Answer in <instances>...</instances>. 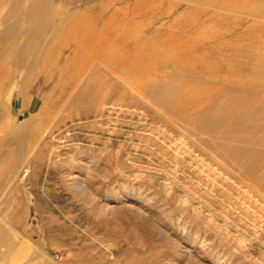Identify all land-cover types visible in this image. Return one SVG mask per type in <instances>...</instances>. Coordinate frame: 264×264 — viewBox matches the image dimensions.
<instances>
[{
	"label": "rangeland",
	"instance_id": "obj_1",
	"mask_svg": "<svg viewBox=\"0 0 264 264\" xmlns=\"http://www.w3.org/2000/svg\"><path fill=\"white\" fill-rule=\"evenodd\" d=\"M14 1L8 15L0 0V32L19 31L0 41V262L264 264V7L48 0L30 20ZM50 13L69 21L42 27ZM36 28L29 72L14 56Z\"/></svg>",
	"mask_w": 264,
	"mask_h": 264
},
{
	"label": "bare ground",
	"instance_id": "obj_2",
	"mask_svg": "<svg viewBox=\"0 0 264 264\" xmlns=\"http://www.w3.org/2000/svg\"><path fill=\"white\" fill-rule=\"evenodd\" d=\"M3 1H5V2H8L7 3V5H8V15H10V14H13L15 11H16V9L18 8V6H19V3L17 2V1H14V2H10V0H3ZM20 1H22V0H20ZM201 2V1H200ZM251 2H252V4H251V6L249 7V9L250 10H252V11H259V10H261L263 7H264V0H251ZM22 3V2H21ZM208 3V2H207ZM250 3V2H249ZM25 4L27 5L26 7H27V18L28 19H30V20H33V19H35V18H37V17H40L41 16V14H43V12L42 11H44V10H46V9H48V0H32L31 2H29V0H25ZM195 4V3H194ZM4 6H6V4L4 5ZM198 6V5H197ZM210 6V5H209ZM213 5H211V7H212ZM24 7V6H23ZM26 7H24V8H26ZM216 8L217 7H219V6H215ZM49 9H51V8H49ZM115 9V8H114ZM206 9V8H205ZM228 9V8H227ZM209 10V9H208ZM226 10V9H225ZM204 11V10H203ZM42 12V13H41ZM52 12V11H51ZM48 13V12H47ZM53 13V12H52ZM52 13H50V16L49 15H46V16H42L41 17V19H42V22H41V26L42 27H46V26H49V25H52L54 28H57V29H60V27L62 26V25H64V23H66L67 21H69L68 20V17H70L68 14H66V16L64 17V18H62V19H59L57 22H55L54 21V23H53V20H52V17H51V15H52ZM208 13V12H207ZM213 13H215L214 15H216V12H213ZM49 14V13H48ZM7 15V16H8ZM213 15V14H212ZM248 15V14H247ZM252 15V14H251ZM250 15V16H251ZM64 16V15H63ZM10 17V16H9ZM56 18V17H55ZM54 18V19H55ZM10 19V18H9ZM78 19V18H77ZM247 19V18H246ZM88 20V19H87ZM96 21V20H95ZM9 22V21H8ZM195 22V21H194ZM13 23V22H12ZM252 23V22H251ZM2 24V23H1ZM23 24V23H22ZM71 24V23H70ZM20 25V24H19ZM87 25V24H86ZM17 25H12V26H9V27H6V28H4L1 32H0V41H2V40H7V48H9V49H12V47H11V45L13 44V42L14 41H16L17 39H18V37L16 36V33H18L19 31H17ZM62 27H64V26H62ZM66 27V26H65ZM75 28V27H74ZM80 28V27H79ZM88 28V27H87ZM26 29V28H25ZM63 29V28H62ZM98 29V28H97ZM19 30V29H18ZM24 30V29H23ZM40 28H36V29H33L32 31H31V33H30V36H29V38L24 42V44L17 50V53H16V55L14 56V61H15V63L17 64V66H19L20 68H23V67H25L26 66V63H25V59L28 57V54H29V52H30V50H31V48H32V44H33V41H34V37H37L38 36V34H39V32H40ZM54 33H56V31L54 32ZM60 33H61V31H60ZM86 34V33H85ZM95 34V33H94ZM73 35V34H72ZM91 35V34H90ZM96 35V34H95ZM136 35V34H135ZM25 36V35H24ZM89 37V36H88ZM100 37V36H99ZM244 37V36H243ZM94 38V37H93ZM245 38H246V35H245ZM254 38V42L255 41H263V43H264V37L263 36H258V35H256V37H252L251 39H253ZM100 39V38H99ZM136 39V38H135ZM247 39V38H246ZM246 39H245V41H246ZM251 39H250V41H251ZM95 40V39H94ZM88 41V40H87ZM92 41V40H91ZM100 42V41H99ZM244 42V41H243ZM90 43V42H89ZM105 43V42H104ZM249 43V42H248ZM252 43V42H251ZM106 44V43H105ZM19 45V44H18ZM259 48V47H258ZM257 48V49H258ZM93 49V48H92ZM252 49H253V47H252ZM251 49V47H250V50H252ZM256 49V48H255ZM254 49V50H255ZM260 49H264V45H263V47H261ZM99 51V50H98ZM104 51V50H103ZM257 52H259V53H256V55L260 58V61H261V63L262 64H264V52L263 51H257ZM95 53H97V52H95ZM100 53H101V51H100ZM251 53V52H250ZM66 55V54H65ZM101 55H102V53H101ZM106 55V54H105ZM108 56V55H107ZM107 56H105L106 58H107ZM69 57H71V56H69ZM99 57H100V55H99ZM247 57H249V56H247ZM34 58H37V57H34ZM112 58V57H111ZM198 59V58H197ZM28 60V59H27ZM106 60V59H105ZM218 60V59H217ZM216 59H215V61H217ZM220 60H222V59H220ZM224 60V59H223ZM226 60V59H225ZM227 60H229V59H227ZM11 61H12V59H11ZM214 61V62H215ZM230 61V60H229ZM64 62V61H63ZM218 62V61H217ZM226 62V61H225ZM133 63V62H132ZM135 63V62H134ZM233 63V62H232ZM93 64V63H92ZM214 64V63H213ZM216 64V63H215ZM223 64H224V62L222 63V66H223ZM120 65V64H119ZM218 65V64H217ZM216 65V66H217ZM220 65V64H219ZM218 65V66H219ZM227 65V64H226ZM209 66V65H208ZM212 66V65H211ZM210 66V67H211ZM26 67H29V69H28V71L30 72V69H31V67H30V65L29 66H26ZM215 67V66H214ZM213 67V68H214ZM221 66H219L218 68H220ZM224 67V66H223ZM56 68H57V72L56 73H54V72H52V70L51 71H49L48 72V74H47V77L46 78H51L52 76H54L55 74H58L60 77H61V75H62V73H63V66H56ZM212 68V67H211ZM210 68V69H211ZM217 68V69H218ZM19 70V69H18ZM214 70H216V69H214ZM21 71V70H20ZM87 71V70H86ZM176 71H178V70H176ZM218 72H219V69L217 70ZM222 71L223 70H221V73H222ZM211 72H213V71H211ZM224 72V71H223ZM208 73H210V71L208 72ZM215 73H217L216 71H215ZM220 73V72H219ZM167 75V74H166ZM217 75V74H216ZM222 75V74H221ZM220 75V77H223V76H221ZM227 76V75H226ZM226 76H225V78H226ZM59 77V80H62L61 78ZM28 78H29V76H28V73L24 76V78H23V81H22V86L23 87H25V85H26V83H27V81H28ZM86 82V81H85ZM236 82V81H235ZM87 83V82H86ZM180 84V83H179ZM178 84V85H179ZM182 85V84H181ZM239 86V85H238ZM164 87V86H163ZM146 88L148 89V90H150V91H156L157 89H165L166 87H164V88H162V86H160V84L158 85V84H156V83H149L148 85H146ZM169 88H171V86L169 87ZM21 89V88H20ZM243 89V88H242ZM260 92V91H259ZM151 93V92H150ZM253 93V92H252ZM164 95H165V93H164ZM69 96V95H68ZM84 97H85V95H84ZM166 97V96H165ZM86 108H88L87 107V105H89L90 103H89V101H87L86 103ZM99 105V104H98ZM155 105V104H154ZM156 107V106H155ZM160 108V107H159ZM68 111V110H67ZM136 112V111H135ZM98 115V114H97ZM141 115V114H140ZM102 118V117H101ZM205 118V117H204ZM203 118V119H204ZM203 128V127H202ZM58 134V133H57ZM54 135V134H53ZM55 137V136H54ZM253 140V139H252ZM263 140V139H262ZM262 142V141H261ZM199 144V143H198ZM201 146V145H200ZM209 147V146H208ZM4 153V152H3ZM51 154V153H50ZM49 154V155H50ZM57 154V153H56ZM4 158H6V157H4ZM28 159V158H27ZM1 160V159H0ZM3 161H4V159H3ZM84 162V161H83ZM260 162V161H259ZM4 163V162H3ZM2 162H0V170H3V171H5L6 169H7V165L5 164H3ZM244 165H245V163H243ZM250 165H252V164H250ZM226 167H228V166H226ZM242 167V166H241ZM261 170V169H260ZM234 172V171H233ZM260 173V172H259ZM237 174V173H236ZM247 183V182H246ZM249 183V182H248ZM258 183V182H257ZM252 185V184H251ZM258 185V184H257ZM254 187V186H253ZM258 189V188H257ZM0 246H5L6 248H7V246H9V240H8V238H7V236H6V234L4 233V230H3V228L0 226ZM0 264H7L6 262H0Z\"/></svg>",
	"mask_w": 264,
	"mask_h": 264
}]
</instances>
